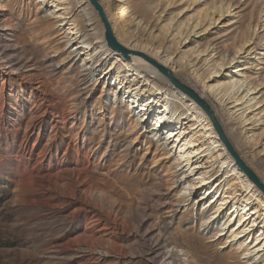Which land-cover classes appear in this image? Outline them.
<instances>
[{"label":"rangeland","instance_id":"rangeland-1","mask_svg":"<svg viewBox=\"0 0 264 264\" xmlns=\"http://www.w3.org/2000/svg\"><path fill=\"white\" fill-rule=\"evenodd\" d=\"M66 1L89 30L77 9L83 4L105 38L88 0ZM100 2L120 42L132 36L174 52L187 64L181 80L209 86L230 140L264 181V0ZM62 31L40 0H0V264H248L225 247V236L214 237L217 227H202L207 203L198 198L206 190L179 203L185 191L174 182L185 168L174 169L162 142L136 125L127 99L112 97L118 81L104 84L101 71L92 77ZM119 56L107 65L150 96L145 74L122 67ZM232 78L258 86L245 123L229 112L233 98L219 103ZM165 97L157 94L161 105ZM194 138L210 148L203 133ZM224 148L210 158L204 152L203 162L220 160ZM229 175L243 199L248 177ZM252 208L264 217V206L255 201Z\"/></svg>","mask_w":264,"mask_h":264},{"label":"bare ground","instance_id":"bare-ground-1","mask_svg":"<svg viewBox=\"0 0 264 264\" xmlns=\"http://www.w3.org/2000/svg\"><path fill=\"white\" fill-rule=\"evenodd\" d=\"M40 3L47 7V12L51 16H56L60 29L63 30L66 44L73 47L71 54H74L84 66L89 67L92 77L95 72L101 71L100 77H102L104 84L107 82L110 84L111 80L118 81L117 84L119 85L117 89L113 90L112 97L114 94L119 98L127 99L133 108L132 113L136 125L146 129L145 131L150 133L151 139L162 142L161 145L168 149L166 150V157L171 156L173 158L174 169L185 168L181 173H176L174 182L179 187V193L185 191L180 196L179 203H187L196 191L206 190L198 198L200 203L203 202L202 205L207 203V208L201 212L202 227H206V229L217 227L214 237L224 239L223 236H225V247H233L236 253L246 260L245 263L258 264L264 252V217L262 218L263 214L260 209L252 208V205L257 201L261 206H264V199H261L264 197V193L249 180L248 185L244 186L246 193L244 198L238 197L242 194H238L237 189L233 188V184L226 181L225 175L228 177L230 174L229 176L232 177L236 173L242 174L243 171L235 163L228 150L226 151V148H224L225 151L220 160L215 156L214 158L217 160L215 163L206 165L205 163L208 161L203 162L204 152L210 151L212 155L207 157L210 158L215 154L212 150L225 145L202 108L187 94L174 87L168 78L139 55L133 54L130 60L119 56L121 66L126 69L137 67L138 73L145 74L140 77L144 78V81L150 85V89H154V92L149 96L144 94L145 92L140 87L127 85L129 81L124 75L114 71L113 65L111 67L107 65L108 58L118 53L108 46L104 35L91 22L92 18L83 4H78L77 9H80L79 13H81L80 16L84 21L88 22L86 25L90 28L89 30L84 28L79 20L71 16L73 4L68 3V1L40 0ZM217 21L218 19L211 18V24ZM121 42L128 48L142 52L169 67L177 76L181 77L180 70L185 71L187 69L186 62L177 58L178 55L174 52H169L158 46L142 44L132 36H128ZM209 67H212L210 69L212 75L218 73L216 66L211 65ZM213 77L217 76H209L211 79ZM182 80L198 90L207 99L208 95L213 93L209 86L203 85L204 95L191 77H184ZM257 88L258 86L246 85L242 79H228L224 85V90L217 94L220 96L219 103L225 106L229 102L228 99L233 98V102H231L233 106L229 112L232 116H239L241 121L245 123L252 118L247 112H252L256 105L252 104L256 97L250 95ZM157 94L166 96L165 104H160ZM231 94L233 97H230ZM186 114L192 116V119L190 116L186 117L192 121L188 127L186 122H182ZM153 115L154 122L149 124ZM181 124L184 126L182 127ZM198 132L203 133L204 137H208L210 148L199 146L194 138ZM252 136L253 139L256 138V136ZM224 216L226 217L224 218ZM222 218H224L223 222ZM168 253L171 257H176V252L169 251ZM219 264L229 263L222 260L219 261Z\"/></svg>","mask_w":264,"mask_h":264},{"label":"water","instance_id":"water-1","mask_svg":"<svg viewBox=\"0 0 264 264\" xmlns=\"http://www.w3.org/2000/svg\"><path fill=\"white\" fill-rule=\"evenodd\" d=\"M88 1L92 5V7H94V9L97 11L100 20L103 23L105 30V40L108 46L113 51H115L116 53H118L120 56L124 57L127 60H130L133 54L141 56L143 59L151 63L166 78H168V80L174 85V87H176L183 93L187 94L190 98H192L206 113V115L212 122L213 127L218 133L219 138L224 143L226 149L233 157L238 167L245 173L248 179L252 181L260 189L262 193H264V181L256 173V171L246 163V161L243 159L241 154L233 145L222 122L220 121V118L218 117L214 104L209 99L201 95L200 92L196 90L194 87L190 86L189 84L181 80L169 67L162 65L154 58L142 52L128 48L126 45H124V43L120 42L115 35L110 19L108 18V15L103 5L101 4L100 0H88Z\"/></svg>","mask_w":264,"mask_h":264}]
</instances>
